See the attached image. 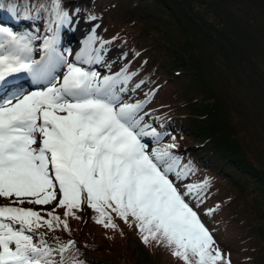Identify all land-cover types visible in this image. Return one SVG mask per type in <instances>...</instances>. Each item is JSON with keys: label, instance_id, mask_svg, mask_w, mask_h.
I'll list each match as a JSON object with an SVG mask.
<instances>
[{"label": "snow or ice", "instance_id": "1", "mask_svg": "<svg viewBox=\"0 0 264 264\" xmlns=\"http://www.w3.org/2000/svg\"><path fill=\"white\" fill-rule=\"evenodd\" d=\"M51 3L58 31L69 17L60 0ZM4 4L0 0V12L14 13ZM33 39L0 24V264H56L53 252L64 264L63 253L74 242L54 249L37 230H68L55 208L78 219L73 210L84 204L97 213L96 223L115 228V213L130 227L134 223L143 243L171 249L183 264H230L186 200L191 194L199 199L207 182L180 190L187 165L179 167L170 151L174 144L150 146L146 138L158 144L162 137L139 115L143 102H122L128 91L122 85L131 79L125 70L101 77L78 66L90 63L81 53L69 62L57 52L55 36L44 39V54L33 59ZM20 73L40 87L19 91ZM53 201L47 218L27 206Z\"/></svg>", "mask_w": 264, "mask_h": 264}, {"label": "trees", "instance_id": "2", "mask_svg": "<svg viewBox=\"0 0 264 264\" xmlns=\"http://www.w3.org/2000/svg\"><path fill=\"white\" fill-rule=\"evenodd\" d=\"M49 1L51 0H21V4L45 6ZM182 1L189 8L195 1L201 0ZM212 2H217L220 12L223 15L225 13L224 17L239 28L240 38L246 43L244 49L247 53H236L227 38H224L226 46L219 45L221 48L219 52H217L219 48L208 46L206 53L201 55L198 47H192L191 51L195 57L190 60L191 62H184L186 66L182 67L185 72L182 69H174L165 57L163 59L153 56L155 46H161L165 52L170 51V48L175 50L166 36H162L161 43L158 42L157 38L149 33L153 29L162 34L166 30L171 37L176 35L177 41L183 37L184 44L188 47L193 43V35H187L182 31V16L168 8L167 0H60V5L70 12L75 10L92 12L90 14L95 21L99 20V23H102V36L96 37L97 41L101 39L103 42H109L108 45L125 47L127 44L128 56H132V50H141L142 54L135 60L134 65L142 72L147 69L158 72V78L154 79V83L165 86L167 94L170 92V97L165 96L171 104L166 103L167 107L170 106L168 113L171 111V114H175V116L172 114L173 118L168 122L172 127L171 134L175 136L179 133L185 140L177 147L189 152L185 158L194 163L195 175L200 171L209 177L203 195L211 202L217 203V206L210 209L211 217L221 216L224 211L227 218L224 219L225 222L228 221L229 226H232L233 222L245 226L249 234L246 241L242 242L245 246L238 256L243 262L254 263L255 260L257 264H264V0ZM160 13H164L166 17L162 18ZM40 16V19L44 18L43 11ZM162 24L166 29L159 28ZM143 25L149 37L157 43L146 41V47H142L141 43H136L135 40L134 44L129 43L142 35V28L138 26ZM112 30L118 37L112 35L103 37L113 33ZM226 30L219 31V34L225 35ZM204 36L206 40L216 41L210 33L209 38L208 34ZM216 36L219 37L217 34ZM182 73H185L184 76L193 73L199 79L201 88L198 93L187 84L185 94L172 89L174 81L181 79L179 75ZM230 73L236 75L237 79L231 80ZM180 87H183L182 83ZM254 87L261 93H255ZM201 100L206 108L201 106L194 110L192 107L197 102L201 103ZM248 110H252L259 121L252 120V116L246 113ZM233 115L240 120L241 130L238 128L239 123L234 122ZM229 139L233 147L226 145L225 148L230 153L217 155L216 148L219 145L213 142L221 140L227 144ZM225 185L229 188L226 189ZM56 203L53 201L50 208L39 212L45 215ZM64 211L65 209L56 207L54 214L61 220L67 219L68 230H65L63 225L54 231H49L46 227L37 230L49 238V243L54 245V248L61 243H67L68 238H74L76 243L63 253L64 264H67L68 259L75 261L76 264H132L125 260L126 258L132 259L135 264H145L146 261H150L151 264V254L161 256L165 254L170 257L171 264H183L179 258L170 256L171 249L168 255L167 250L162 249L163 245L157 246L154 241L143 243L141 237L137 236L138 231L134 223L130 227L115 213L111 215L116 227L105 228L94 221L93 217L97 216V213L86 204L81 210H73L78 219L73 216L65 218ZM123 239H127L130 244L127 251L120 244ZM217 240L222 245L223 241H220L218 236ZM248 241L250 244H246ZM233 245L235 249L239 248V245L235 243ZM225 252L231 255L232 251L225 248L223 257ZM51 259L59 264L61 255L53 252Z\"/></svg>", "mask_w": 264, "mask_h": 264}, {"label": "rangeland", "instance_id": "3", "mask_svg": "<svg viewBox=\"0 0 264 264\" xmlns=\"http://www.w3.org/2000/svg\"><path fill=\"white\" fill-rule=\"evenodd\" d=\"M213 0H201V1H195L192 4V7L189 6V8H187L184 4V2L182 0H167L168 4H169V9L172 10L177 13L178 15L182 16V31L187 34V35H193V43H191V45L188 47L184 44L183 41V37L181 39H179L177 41V37L176 35L174 36H170V34L166 33V30L164 32V34H162L160 31L158 33L157 30L153 29L150 30L149 33H152L158 40V42H162L163 38L162 36H166L169 44L171 46H174L175 50H173V48H170V51H164L162 49L161 46H155L154 47V53L153 56L155 55L168 61V63H170L172 66H174V69H182V71H184V68L182 66H186L184 64L185 61L191 62L190 60L195 57V54L191 51L192 47H198L199 50H201V55H203L204 53H206L208 46H214L216 47V49H218L217 52L220 51V44H223L226 46V41L224 40V38L228 40L229 44L233 46V48L235 49L236 53L240 52L242 54L247 53L246 49H244L246 47V43L241 41V34L239 32V28L231 22L230 20L224 17V15L220 12L219 6L216 3L212 2ZM12 2L9 1V3ZM31 3H33L31 1ZM50 3V1L48 2V4ZM46 4V7H49V5ZM51 11H53L51 9ZM166 12H168V10H165ZM16 12V8L15 11ZM90 13L92 12H87V11H79L76 12L72 18H69V22L70 24H64L65 26H68V28L71 26V24L74 26L75 28H78L79 26L82 27V31L83 34L80 36L81 38V42L82 40H85L89 37L87 36L92 30H94L96 33V36L94 35V37H98V36H102L101 35V24L99 23V20L95 21L94 19H92V16H90ZM160 16L162 18H165V14L164 13H160ZM157 18V17H155ZM160 20H162L161 18H159ZM164 20V19H163ZM78 21V23L76 22ZM160 24V23H158ZM140 28H142V32L140 36H137V38L132 39V41H130L129 43H133L134 44V40L136 43L140 42L142 47H146L145 43L146 41H153L155 43H157L155 40H153L152 38L149 37L148 31L146 29V27L143 25L142 26H138ZM68 28H65V32H69V34L72 32L71 30L68 31ZM159 28H164L166 29V27H164V25H160ZM103 29V26H102ZM227 29V30H226ZM146 30V33H145ZM227 31L225 33V35L223 34H219V31L224 32ZM113 31V30H112ZM209 33L215 37L216 41H209L204 39V34H208V38H209ZM216 34L219 36L217 37ZM238 34H239V38H238ZM115 36L118 37V34L115 33V31H113V33H108L106 36L103 37H109V36ZM175 40V42L173 41ZM91 46V48H101L100 51H102L100 60L103 59L104 64L106 65H110L108 68L102 66L99 68H93L95 71H97L98 73H100L101 77H103L104 75H110L111 73H113V71L115 70H122L124 69L126 74H128L131 79L128 80L126 86L128 88H130L131 86L129 84H139L140 86L137 88L135 87L133 91L127 93L125 92V94H123V101L124 103H140L143 102V107L142 110L140 111L139 115H141L143 112L146 113L145 115V119L144 122L147 124L151 125V128L156 127L158 124L151 117V115H153L154 117H156L158 114L161 117L162 120V124L157 126L156 131L158 133L161 134V139H160V145L161 147H163L166 144H174L175 147L172 148L171 150H173L174 152L177 150L178 152H186L184 149L182 148H178V144L184 142V137L182 138V136L178 133L175 134V136L171 135L169 136V134L165 131V129L162 127V125L164 124V122H167L169 120V118H173V116H175V114H171V111L168 113V109L170 108V106L167 107L166 103H168L169 105H171L169 103L168 100H166V96L168 95V97H170V92L169 94H167V90L165 89V86H160V84H157L156 82L154 83V79L158 78V72H152L150 69H147L146 71L142 72L140 69L137 68L136 65H134V62L137 58H139L141 56V50L135 51L132 50V56H128V54L126 53V47H128V45L126 44L125 46H121V45H115V44H110L109 46H107L106 44H108L109 42L104 43L101 39H99V42L96 44H92V40L86 41L85 43ZM102 42V43H101ZM104 43V44H103ZM115 43V42H114ZM75 44L73 43L70 47L65 46L64 48L61 47V53L62 55L65 57V59L69 62L75 61L76 59V54L77 53H81V50L83 51H87V48H84L80 43L77 44V48H75ZM218 44V46L216 45ZM96 46V47H95ZM229 48V47H227ZM83 54V53H81ZM87 55V57L90 56L89 52L87 51L85 53ZM221 54V53H220ZM84 57H86L84 55ZM84 57H81V59L83 60ZM184 59V60H183ZM87 60V59H86ZM130 62H129V61ZM130 66L128 68L127 66ZM100 63H98L99 65ZM263 65V64H262ZM64 66V67H63ZM135 66V67H134ZM84 67V66H83ZM63 68V69H62ZM88 68V67H87ZM90 69L92 67H89ZM127 68H128V72H127ZM92 69V70H93ZM60 76L62 77L64 71H66V65H62L61 69H60ZM170 71L173 69H169ZM236 71H238L237 69H235ZM185 72V71H184ZM133 73L135 75H133ZM150 73H152V75H150ZM185 73H182L180 76L181 79L174 81L175 84L174 86H172L173 90H178L179 92H182L185 94L186 92V84L191 87L195 92L198 93V91L201 88V85L199 84V79L196 78V76H194L193 73H189L188 76H184ZM229 78L231 80H235L236 75H234L233 73H230ZM182 83V86L185 87H180V84ZM142 88V89H141ZM181 89V90H180ZM254 91L255 93H261L256 87H254ZM232 93L234 94V92L232 91ZM170 95V96H169ZM146 96V97H144ZM201 97V96H200ZM122 101V102H123ZM201 103L197 102L192 108L194 110H198L199 108L204 107L206 108L204 102L201 100ZM173 104V103H172ZM200 106V107H199ZM151 108V110H150ZM164 108V109H163ZM196 108V109H195ZM144 113V114H145ZM149 113V115H148ZM247 114H250L252 117V120H257L259 121L258 118L255 117L254 113L252 112V110H248L246 112ZM169 118H166V117ZM194 117V116H193ZM233 120L234 122H238V128L241 130L240 128V120L238 118H236L233 115ZM177 121V120H176ZM205 128V126H204ZM151 129H149L150 131ZM173 137L175 139H173ZM230 140V139H229ZM213 143L219 145L218 148H216L217 150V155H228V153H230L229 151L226 150V145H228L229 147H233V143L230 141H227V144H225L226 142L221 141V140H215ZM152 145V143L150 144V146ZM228 147V149L230 150V148ZM176 149V150H175ZM189 153V152H186ZM187 165L188 166H194V163L188 161L187 159H185V164L184 166ZM187 175L184 179L177 181V185L180 188L181 191H186V188L184 187L185 185H196L199 184L201 182L197 181V180H207L209 179V177L206 175V173L197 171V175H193V171L190 172V174L188 173V170H186ZM170 178L175 180V173L170 174ZM256 185V184H255ZM226 189L229 188L228 185L224 186ZM258 190V189H257ZM202 192V191H201ZM192 196L194 198H192ZM261 196V195H260ZM188 197L192 200H188ZM188 197H186V200L189 202L190 206L193 207V209L198 213L202 223L205 224V226L207 227V229L209 230V232L211 234H213L212 229L216 232L218 238L220 241H223V243H221L222 245L219 244V248L221 250V252L223 253V250L225 248H230L231 249V255L227 254V252H225V256L224 258L226 260L230 261V264H257V262L254 260L253 262H243L240 258V256H238L241 252V250L243 249V247L245 246L244 244H242V242L246 241V238L248 237V230L245 226H241L240 223H237L239 225H237L235 222H233L232 226H229L228 221L225 222L226 216L224 214V211L221 213V216H217V217H211V215L206 214V207L207 205L204 204L202 202V198L203 195H201L200 193V198L197 199L195 194H191ZM191 201V202H190ZM213 201V198H212ZM194 203V204H193ZM207 204H215L217 205V203L215 202H208ZM28 207L33 208L34 210L40 211V206L45 208V205H27ZM231 210H235V208H231ZM200 211H203L206 215H202L200 214ZM41 212V211H40ZM209 212V211H208ZM42 214V213H41ZM43 215V214H42ZM206 216V217H205ZM225 218V219H224ZM225 223V225H224ZM224 225V226H223ZM236 225V226H234ZM223 226V227H222ZM219 230V233H218ZM138 231V230H137ZM137 236L140 238V234L139 232H137ZM44 234V233H43ZM46 237V235H44V238ZM74 239V238H73ZM72 238H68V241H72ZM74 243L75 240H73ZM237 244L239 245L238 249L234 248L233 244ZM120 244H122L125 248L126 251L129 249L130 244L127 242V239H123V241H120ZM246 244H250V241H248ZM215 247V246H214ZM163 250H167L168 255H169V248L166 247H162ZM235 251H234V250ZM131 250V247H130ZM118 251V250H117ZM134 257L135 255H128V257ZM171 257H174L172 255V253H170ZM256 257V254H255ZM122 259V258H121ZM170 257L166 256L165 254L163 256L161 255H157L151 254V260L152 263L151 264H171L169 261ZM125 260H127L128 262H131L132 264H135L132 262V259L130 258H126ZM71 261V262H69ZM122 261V260H121ZM56 264H58L57 261H55ZM67 264H76L75 261L68 259L67 260ZM127 264V263H126ZM145 264H150V261H146Z\"/></svg>", "mask_w": 264, "mask_h": 264}, {"label": "bare ground", "instance_id": "4", "mask_svg": "<svg viewBox=\"0 0 264 264\" xmlns=\"http://www.w3.org/2000/svg\"><path fill=\"white\" fill-rule=\"evenodd\" d=\"M71 13H74L75 14V11H72ZM74 14H72V15H74ZM72 18V17H71ZM55 19L56 18H54V17H50L48 20H47V23H46V28H45V31L46 32H48V31H50L51 29H53L52 27V25H53V22L55 21ZM77 23H78V21H76ZM8 23H10V24H12V25H14V26H17V29L18 30H20V27H19V25H17L13 20H8ZM55 24V31H56V33H58V36H57V40H58V43L61 45V47L62 48H64L65 46H67V47H70L73 43H76V44H81L84 48H87L88 50V52H89V54H90V59L91 58H93V59H96V57H97V52L93 49V48H91V46L90 45H88V44H86L85 42L87 41V40H85V42H84V40H82V42H81V35L83 34V29H82V27L81 26H79L78 28H75L74 29V32H73V34L72 33H70V34H68V33H66L65 32V28H64V26L63 27H59V29H58V31H57V23L55 22L54 23ZM35 29H37V26L35 27ZM94 32L95 31H91L87 36H91V35H93L94 34ZM38 54H40V51L38 50ZM84 55L86 56V58H87V55L85 54V53H83V54H81V57H84ZM82 60V59H81ZM86 61H89V59H87ZM104 60L103 59H101V60H99V62H94V63H100L98 66H96V67H101L102 68V66H104V67H109L110 65H106V64H104V62H103ZM83 65H85V66H88L89 64L88 63H84ZM102 65V66H101ZM103 69V68H102ZM113 74V73H112ZM128 89V88H127ZM128 91H129V89H128ZM127 91V92H128ZM148 141H150L151 140V138L149 137V138H146Z\"/></svg>", "mask_w": 264, "mask_h": 264}]
</instances>
